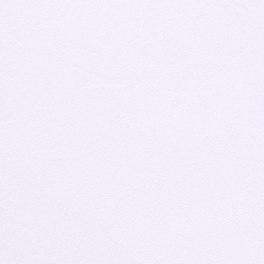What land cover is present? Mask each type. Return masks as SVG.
Masks as SVG:
<instances>
[{
  "label": "snow or ice",
  "instance_id": "snow-or-ice-1",
  "mask_svg": "<svg viewBox=\"0 0 264 264\" xmlns=\"http://www.w3.org/2000/svg\"><path fill=\"white\" fill-rule=\"evenodd\" d=\"M0 264H264V0H0Z\"/></svg>",
  "mask_w": 264,
  "mask_h": 264
}]
</instances>
